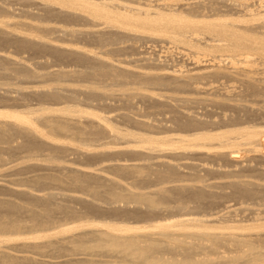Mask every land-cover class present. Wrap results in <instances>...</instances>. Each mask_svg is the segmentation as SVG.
<instances>
[{
    "label": "bare ground",
    "instance_id": "bare-ground-1",
    "mask_svg": "<svg viewBox=\"0 0 264 264\" xmlns=\"http://www.w3.org/2000/svg\"><path fill=\"white\" fill-rule=\"evenodd\" d=\"M26 1L32 5L35 4L43 13L54 16V18L56 16L67 20L77 19L78 22L83 20V22L90 23L91 26L77 28L76 26L66 27L67 25H41L34 21L13 22L8 18L5 20V17H0V44L7 41V43H10V40H12L20 45L18 47L31 48L35 51L37 49V52L44 55L48 53L56 60H61L60 58L65 59V61L70 59L80 64H83L82 61H89V66H95L92 70L57 68L38 72L29 65L17 61V63H13V68L11 65L13 70L11 69L10 73H20L21 77L35 79L37 82L42 81L43 83L48 81L57 83L75 77H78V79L80 77L90 79L91 77H111L117 83L120 82L121 84H119L123 85L121 87H126L131 78L135 81H142V83L159 84L161 86L176 84L174 85L176 88H184L188 85V82H185L186 80H191L190 82L193 84L192 80L205 77L204 73L206 72L202 70L188 76L186 74L182 75V72L178 74L177 70L175 73L173 71V73H154L152 71L148 72V70H133L122 65L123 62L114 63L83 48L54 45L49 41L36 38L37 36L34 33L59 31L58 34L61 32L72 37H86L90 40L93 39V41L99 39L101 43L106 39L119 40L123 37V34H127L125 36L131 34L139 40L145 39L144 41H146L147 39V41H161V43L163 41L171 42L176 45V48H181L179 50L180 52L183 51V55L185 52L188 55L190 53L192 56L196 52L203 55L205 50L211 52V54L216 51L220 52L219 61H216V64L214 63L217 71L216 75L226 78L225 82L226 80L230 81L229 84L232 88L231 90L230 88L227 89L229 93L226 90L225 93L221 91L224 93L223 102L221 103L229 109L234 108L236 114L232 112L235 114L234 116H229L230 113L228 117L226 115L225 120H222L224 122L221 121V123H225L224 127L226 128L215 132L212 129H201L204 128L203 125H206V122H202L203 120L201 121L195 116H187L186 114L184 116L182 114L183 117H178L175 123L179 129H186L187 131L194 128L202 131L190 134L157 136L117 127L111 122L114 119L113 117L80 109L75 107L76 105H66L60 108L45 107L44 105L42 108L38 106L39 108L29 111L0 112V150L8 148L6 150L12 151L22 148L27 150L26 153L30 156L27 158H32L47 149L49 152L47 155L45 154L44 160L52 163L58 162L56 153L59 152L57 155H62L61 152L66 153L69 151V154L72 152L78 159L83 155H89L94 156V159L107 160H121L119 157H122V155H127L125 158H128L132 154L131 157L136 155L138 158L148 159L149 161L158 160V164L155 162L154 166L157 167L158 165L159 167L153 169L146 165L121 163L99 167V171L111 172V174L113 173L121 179H126V176L131 177L133 180L130 184L126 182L127 185H123L121 181L97 171L69 167L66 169L60 167L59 164L49 165L56 169V173L47 171L51 170L47 169L46 172L29 177L21 179L19 177V181H15L18 177L15 179L9 178L11 184L22 181L28 187L36 190H40L42 186L46 185H49L50 188V185L53 184L60 188L67 186L82 192L87 191L90 199L64 194L65 198H62L64 200L59 201L60 199H56L59 193L50 190L46 194L37 195L27 189H15L0 185V192L9 195V197H5L1 193L0 196V264H264V207L260 209L251 207L241 209L240 211L247 213L249 217L247 216L248 219L238 224H229L227 220L221 218L215 220L214 217L215 222L209 217L194 215L191 212L194 205L191 203L195 202V206L200 204L198 207L204 209L201 202L212 192H207L209 191L207 185H203L201 183L202 178L197 174L195 176V173L192 176L193 180H190L191 178L187 181L184 180L178 174L180 172L177 164L167 160L168 158L170 160L180 158V156L182 158H190L194 155L206 157L209 151L213 149L210 152L214 157L225 158L232 162L239 161L241 164L245 163V166L246 162H257V164L259 163L264 167V30H262L264 28L259 27L261 29L257 30L253 27L254 29H251L252 20L250 26H247L248 24H238L236 23L237 19L228 17L231 14L224 15L223 18L218 20L219 22L208 21L205 19L207 17L204 13L205 3L201 0H182V2L180 0H159L156 4L149 2L139 6L126 5L118 0ZM5 9V7L0 6L1 12ZM253 14L252 16L256 17L261 12L255 13L256 16ZM246 16H248V13ZM253 17L252 19L255 21L256 18ZM244 23H247V21ZM20 24L25 25V31L18 28ZM262 26L264 27V25ZM208 33L217 36L216 43H213L214 38L211 41L212 43H206L205 37ZM62 36L57 37L61 38ZM202 57L194 56L192 64L196 67L204 65L202 64ZM1 61L0 58V65H3L4 63L3 61L1 63ZM86 64L84 63L83 67H89ZM225 82L224 86L227 83ZM94 84L95 82L90 87L89 93L93 94L98 91H96L97 88H100L99 85L97 86L98 83ZM189 85L191 84L189 83ZM127 87L129 88V86ZM193 87L195 89L199 88L197 85ZM105 88L107 87L105 86ZM63 90L70 91L69 96L72 99L75 98L74 94L77 90L66 89L61 87L59 83L51 85L48 89L30 92L31 95L33 94L38 98L42 97L41 99L45 98V100L49 98L58 102L65 96ZM125 90L127 89L125 88ZM130 90L126 91L129 94L124 93V90H122L123 95L132 98ZM137 95H139L138 97L145 96L138 93ZM3 96L9 97L8 94L5 95L0 92L1 100ZM246 96L252 98V101H250L253 102V107L246 106L245 110L244 105L239 104V102L246 100L250 103ZM239 109L245 112L243 116L239 115ZM260 119V122L255 121ZM135 122L142 128L151 127L150 124L143 121ZM38 123H41L47 130L42 129ZM143 130L145 131V129ZM16 137H21L22 140L17 146L12 143ZM58 137H65L70 141L58 140ZM86 138H92L97 143L99 142L98 146L101 148L109 146V144H111L110 146L121 144L123 147L116 150L105 149L93 152L90 148L91 144H89L91 145L89 147L86 144V146H79L72 143L74 141L78 143L80 140L86 141ZM1 143H6V146L3 145V147ZM215 143L217 144L214 145ZM217 145L219 147H216ZM87 146L90 149L86 148ZM22 158L24 159V157ZM2 160L3 158L0 155V161ZM142 162L144 163V161ZM150 164L152 165L151 162ZM27 165V167L31 166L30 164ZM248 165L247 167L250 169ZM257 166L253 165L252 167L255 169ZM263 167L260 166L255 170L260 171L258 179H251V174L250 178H245L246 175L244 174L245 176L240 175L237 180L232 179L233 181H229V185L234 188L238 196L240 195L246 200L248 198H259L264 201ZM20 168L24 169L23 167ZM246 169L242 168V170ZM57 171L60 173L58 174ZM176 177H181V179ZM234 190H232V194ZM13 195L14 197L15 195H18L17 197L21 196L23 202L19 199L20 197L18 198L19 201L17 198L13 199ZM71 201L81 203L84 206L82 209L85 208L84 212L89 211L96 216L109 215L106 217L110 218H104L105 220H95L94 218H86L85 220L83 218L84 220H82V217H84L82 215L83 211L77 210V207L75 208ZM262 203L264 206V202ZM131 204H135L134 206H137V208L132 205L134 209H130L128 206ZM161 215L166 217L156 221L155 217ZM114 217H125V219L128 217L134 219V221L136 219L137 224L140 222L138 220L142 221L145 218L147 221L154 219L155 222L138 226L127 224L126 221V223L114 221L111 219ZM61 219L70 221L74 219V224Z\"/></svg>",
    "mask_w": 264,
    "mask_h": 264
},
{
    "label": "rangeland",
    "instance_id": "rangeland-1",
    "mask_svg": "<svg viewBox=\"0 0 264 264\" xmlns=\"http://www.w3.org/2000/svg\"><path fill=\"white\" fill-rule=\"evenodd\" d=\"M25 1L26 0H0V6H2V8L3 7L6 8L2 12L0 11V17H2V18L5 17L4 18L5 20H7V18H8V20H11L13 22H15V21L20 22L23 20L34 21V22H38L41 25H43V24H48V25H52V26L53 25H60V26H66L67 25L66 27H72V26L75 27L76 26L77 28H79V27L80 28H87L88 25L91 26L90 23H88L87 21L83 22V20L78 22L77 19L76 20H73V19L67 20L66 18H60V17H56V16L54 18V16L47 15V14L43 13V11L39 10L35 4L32 5L31 3H27V1L26 2ZM118 1H120V2L122 1L121 3L126 4V5L132 4L131 6H133V5L139 6L140 4L145 5V3H149V2L156 4L157 2H159V0H118ZM180 1L182 2V0H180ZM183 1H186V0H183ZM190 1H192V0H190ZM201 1H204V3H205V4L203 3L204 7H205V10L203 9L205 12L204 11L203 12L206 14L207 17H205V19L208 21L209 20L218 21L221 18H223L224 15L226 16L227 14L228 15L233 14L232 16L230 15L228 17H232V18L237 19L236 23H238V24H242V25L248 24L247 26H250L252 23L250 21L252 20L253 23L250 27L251 29H254L253 27H255V29H257V30L264 28L262 26V25H264L263 24L264 23V0H209V1L208 0H201ZM234 1H235V3H234ZM205 5H207V6H205ZM251 10H253V11L251 12ZM259 11L261 12L260 15L263 18L260 15H257L258 17L255 15V13L257 14ZM247 13H248V16H246ZM250 13H251V15H249ZM252 14L256 17H253ZM252 17L254 19L256 18L255 21L252 19ZM258 18L259 19L261 18L260 21ZM246 21H247V23H244ZM259 27H261V28H259ZM18 28H20L21 30L23 29V31L26 30L25 25H23V24H20V26ZM11 29L13 30L12 27H11ZM262 30H264V29H262ZM55 32H57V33H55ZM41 33L44 35H42ZM58 33H59V31H44V32H35L34 34H36V36H37L36 38L49 41L50 43H52L54 45H60V46H65V47H79V48H83L89 52L97 53V54H99V56H101L105 59H108L109 61H112L114 63L123 62V63H121L122 65L127 66L128 68H131L133 70H137V71H141V70L147 71L148 70V72L152 71L154 73H158V72H160V73H165V72L173 73L174 72L175 73L177 70L178 74L179 73L181 74V72H182V75L186 74V76H188L189 74L191 75L192 73H196V71L200 72L202 70V71L206 72V73H204L205 77H200V78H197L196 80L195 79L192 80L193 84L190 82L191 80L188 81L185 78V80H186L185 82H188V85H189V83L191 85H189V86L187 85L184 88L177 87L179 89H177L176 86H174L176 84L162 85L161 86L159 84L142 83V81H135V80H132L130 78L131 81H128L129 83L127 86H129V88L131 87L130 88L131 90L127 86L121 87L123 85H120L121 83L119 81L118 82L120 84L117 83V81L111 77L110 78L91 77V79L90 78H83V77H80V79H78V77L77 78L75 77V78L67 79L65 81H60V82L58 81L57 82V83H59V85L61 87H64L66 89H72L75 91L77 90V92L74 94L75 98L72 99V97L69 96L70 91L63 90V92L65 93L64 94L65 96H63V97H65L64 101H63V97L58 102L55 100H50L49 98H47L50 100L49 101L47 99L45 100V98L41 99L42 97H39L40 98L39 99L35 95H33V94L31 95L30 91H33V90L34 91H40L43 89H48L51 85L57 84V83L52 82V81H48L46 83L45 82L43 83L42 81L37 82L35 79H26L24 77H21L20 73L19 74L15 73V74H17V75H15L14 72L13 73L11 72L12 73L11 74L10 71L13 70L12 69L13 65H14L13 63H17V61H18L19 63L27 64L33 70L38 71V72H44V71H47L49 69L55 70L57 68L58 69L67 68V69H73V70H78V69L79 70H85V69L92 70V69H94L93 66H95V65H93L92 67L89 66L90 65L89 61H87L88 64H86L87 62H84V61L81 62L83 64H80V63H77L76 61H72L70 59H67L66 61L63 58H60L61 60H59V59L56 60L54 57H52L48 53L44 55L43 53L37 52V49L35 51V49H31V48H23L22 46H21L22 48L18 47V46H20L19 44L10 40V43H7L8 42L7 41L4 43L2 42L3 44L2 43L0 44V58L2 59L3 63L6 64V65H4V64L0 65V92L2 94L4 93L5 95H7V94L9 95V97L3 96L2 100L0 98V112H7V111L13 112V111H20V110L21 111H24V110L29 111L31 109H37L40 106H41L40 108H42V106H44V105H45V107L47 106V107H51V108H60V107L66 106V105H69V106H75L76 105L75 107L80 108V109L89 110V111L96 112L97 114L113 117L114 119H112L111 122H112V124L117 125V127H120V128L122 127L124 129H129V130H132L135 132L139 131V132L157 135V136L158 135L159 136L177 135V134H184V133L190 134V133L200 131L201 129H206V130L212 129L214 132L219 131V130L226 128V127H224L225 123H221V121L225 120V118L228 117L229 113H230L229 116H231V115L234 116L236 114L234 108L229 109L226 106H223L224 104L221 103V102H223V95L225 93V90L227 93H229L228 88H230V90L232 88L230 87V84H229V83H231L230 81L226 80V82L228 81L226 83L225 82L226 78H224V77L222 78V76H219V75H218L219 76L218 77L216 75L217 71H216L214 65L216 64V61L218 62L220 59L219 58L220 52H218V51H216L215 53L212 51L213 53L211 54V52L205 50L206 52L204 51L203 55H202V53H201V55L198 54V52L194 53V56H200V57L203 56L202 57L203 58L202 64H204V65H202L201 67L200 66L196 67V65L192 64V62L194 60L193 59L194 56H192L190 53L188 55V53L186 54V52H185L186 55L184 54L185 55L184 56L182 54L183 51L180 52V50H179L181 48H179V47L176 48V45H174L171 42L169 43L168 41L167 42L163 41L162 43H161V41L160 42L159 41L155 42V41H151V40L147 41V39H146V41H144L145 39L139 40V39H137V37L135 38V36H133L131 34H128L129 36H125L127 34H123V37H121V38L119 37L120 39L118 38L119 40H117V39L107 40L106 39V41H102L103 43H101V41L99 39H97L96 41H93V39L90 40L89 38H86V37H84V38L78 37L77 38V37H72L69 34H68L69 35L68 36L67 34L64 35L61 32H60V34H58ZM59 35L60 36L63 35L62 36L63 38L57 37ZM64 37H66V38H64ZM115 38H117V37H115ZM216 38H217V36L215 37L214 35H212V33H208V34H206L205 40H206V43H208V44H210L209 42H211L212 39H213V43H216L215 42ZM99 41H100V43H99ZM203 46L205 47L204 44H203ZM44 53H46V52H44ZM205 53H206V55H205ZM212 58H213V60H212ZM2 61H1V63H2ZM84 63L86 65H88L89 67H87L86 65H85L86 67H83ZM11 65H12V68H11ZM91 65H92V63H91ZM7 68H9V69H7ZM214 74H215V76H213ZM107 79H109V80H107ZM94 82H95V84L98 83L97 86L99 85V87L101 89L97 88L96 91L97 90L98 91L92 94V93H89V91H90V87L93 85ZM224 82L226 83L227 87L224 86L225 85ZM196 85L200 89L199 88L195 89L193 87ZM105 86L107 88H105ZM125 88L127 90H125ZM122 90H124V93H127L126 91L130 90L129 92H131L130 95L132 98H130V97L128 98V97H126L127 95H123ZM221 91L224 93H222ZM27 92L28 93L30 92V93L28 94ZM86 93H88V94H86ZM137 93L141 94L142 96L143 95H145V96L138 97L139 95H137ZM127 94H129V93H127ZM10 96H11V100H10ZM12 97H13V99H12ZM68 97H70V98L68 99ZM93 97H95V98H93ZM145 97H147L146 98L147 100H148V98H150V99L152 98L153 100L149 99L147 101L145 99ZM4 98H6L7 100ZM246 98L248 99V101L250 103H248L246 100L245 101L243 100L244 102L238 101L239 104L241 103V105H244L243 108H245L246 106L253 107L252 106L253 102H251L252 98H250L249 96L248 97L246 96ZM155 99H157V100H155ZM182 99L183 100L185 99V100L183 101ZM154 100L156 101L155 103L153 102ZM149 101H151V102H149ZM52 104H53V106H52ZM62 104H64V105H62ZM245 110H246V108H245ZM240 111H242V112L240 113ZM232 112H234L235 114ZM238 112H239V115H241V116H243L245 114V112L243 110H240V109ZM117 114L119 117L117 116ZM121 114H122V116H121ZM137 114H139V115H137ZM178 114H179V116H178ZM182 114L184 116H185V114L187 116H190V115L195 116L199 120H201V121L203 120L202 121L203 123L206 122L205 123L206 125H203L204 128H201L199 130L198 129L195 130L194 128H190L189 129L190 131L189 130L186 131V129L181 130V128L179 129V127L176 126L175 123H176V120L178 117H180V116L183 117ZM175 115H176V117H175ZM125 116H126V119H125ZM174 119H175V121H174ZM135 121L146 122V123L150 124L151 127L150 128H142ZM255 121L260 122L261 119L255 120ZM222 122H224V121H222ZM38 124H40V127L42 129L44 128V126L41 125V123H38ZM211 124H214V125H211ZM166 126L168 129L170 128L169 129L170 131L166 128ZM198 127L200 128L201 126H198ZM155 128H157V129L155 130ZM143 129H145V131ZM44 130H47V129L44 128ZM157 131L160 133H158ZM162 131H163V134H162ZM16 138L15 139L13 138L15 141L13 140V142H12L13 145L15 144V146H17L22 141L21 137H16ZM58 140L70 141V139H67V138L65 139V137H58ZM79 142H80V144H78ZM79 142L77 143V141H74L72 143L79 145V146L88 145L90 147L92 145L90 148H91V151H93V152H98L100 150H105V149L106 150H114V149L116 150V149L123 147L121 144H115V145H117L116 147L113 144H112V146H110L111 144H109V146H106V147L103 146L101 148L98 146L99 142L97 143L92 138L91 139L86 138V141L80 140ZM5 144L6 143L2 144V146L3 145L6 146ZM82 144H84V145H82ZM89 144H91V145H89ZM216 144L217 143H215L214 145H216ZM132 145H134V144L132 143ZM88 146L86 148H88ZM93 147H95V148H93ZM216 147H219V146L217 145ZM90 148H88V149H90ZM6 149H8V148H6ZM6 149L2 148L0 150L1 151L0 155L3 158V160L0 161V185H5L7 187L15 188V189H27V190H30L31 192H33L34 194H37V195L46 194V192H48L50 190L51 192L59 193V195L56 197V199H60L59 201L64 200V199H62L63 197L65 198L64 194L82 196V197H86L89 199H90V196H89V193L87 191L82 192V191L75 190L74 188H70L67 186H65V187L63 186L62 188H60L57 185L51 184L50 188H49V185L42 186V189H40L41 190L40 191V190H36L32 187H28L25 182L20 181L21 184H19L20 182H15L16 184H11L9 182V180L15 179L16 177H18L17 178L18 180L16 179L15 181H19L23 177H27V176L29 177V176H32L34 174L46 172L47 169H51V170H47V171H52V172L54 171V173H56V171H55L56 169L54 167L49 166V165L59 164L60 167H63L66 169H67V167H69V168H78V169L86 170V171H93V172L97 171V172H100L101 174H103L105 176H108L110 178L121 181V183L123 185L124 184L127 185V183L130 184V182L133 180L131 177L129 178V176H126V179H123V178L121 179L119 176L116 177V175H114L113 173H112L113 174L112 175L111 172L106 173V171H104V172L99 171L98 170L99 167L102 168V167L107 166L109 164L121 163V164H140V165H144V166L146 165L147 167L150 166L153 169L159 168L158 165H157V167L154 166L155 162L158 164V160L149 161L147 159L148 160L147 161L144 158L143 159L138 158V156L134 155V157H137L135 159L134 157H131V156H133L132 154H130V155L128 154L130 156V157L128 156V158H125L127 156L126 154H125L126 156L122 155V157H119V158H121V160H118V159H116V160L108 159L107 160V159H101V158L100 159H94L95 158L94 156H89V155L88 156L83 155L82 157H79V159H78V157L74 153L72 154V152H70L71 154H69V151L66 152L67 154L64 152H61L62 155H57L60 153L59 152V153H56V156L58 157V160H57L58 162L52 163L51 161L48 162V161L44 160L47 153L49 152V151H47V149H46V151L44 149L43 152H45V153L39 152V155H36L35 157L31 156L32 158H27L30 156H28L29 154L26 153L27 152L26 149L24 150L21 148L20 150L15 149L12 151L6 150ZM212 150H210V151H212ZM210 151L206 157L205 156L200 157L198 155L197 156L192 155L193 157H190V158L189 157L188 158H186V157L182 158V156H180V158L178 157L180 160L178 158L171 159V160L168 158L167 160L171 161L172 163L177 164L178 171L180 172L178 174L180 176H182V178L186 181L189 180V178H191L190 180H193L192 179L193 174L195 173V176L197 174V176L202 178L201 183L205 186L207 185L206 187L209 190L207 192L208 193L212 192V194H213V195L209 194L207 197L208 199L206 198V199L202 200L201 206H203L204 209L202 207L200 209V207H198L200 204H198V203H197L198 204L197 206H195V202L191 203L192 205L195 206L194 207L191 205L193 207L191 212H193L194 215L202 216L205 218L209 217V219H212V220H214V217H215V220H218V218L219 219L221 218L223 220H227L229 224L241 223V221L248 219V218H246L247 216L249 217V215H247V213L240 211L241 209L243 210V208L245 209L248 207L249 208L250 207L255 208V209L263 208L264 206H263L262 202H264V201H262V199H259V198L258 199L248 198L246 200V198L244 199L242 196H240V195L238 196L236 194L234 188L229 185V181H233L232 179H234V180H237V178L239 179L240 175L241 176L246 175L245 178L251 177V179H258V176H259L258 174L260 171L257 172L255 170H257L256 168H258L260 166L263 167V165H261L259 163L257 164V162H251V163L246 162V166H245V163L241 164L239 161L232 162V161L227 160L225 158L214 157L212 155V152H210ZM13 154H14V156H13ZM85 156H87V157H85ZM22 157H24V159ZM139 159H141V160L139 161ZM11 160H13V161H11ZM159 160L161 161L162 159H159ZM142 161H144V163ZM178 161H179V163H178ZM150 162L152 163V165L150 164ZM27 164H30L31 166L27 167L28 166ZM43 164H44V166H43ZM256 164L259 166H257ZM247 165L250 166V169L247 167ZM253 165H255L257 167L254 169V167H252ZM14 166H15V168H14ZM39 166H40V168H39ZM46 166H49V167H46ZM20 167H23L24 169H21ZM26 167H27V169H25ZM242 168L243 169L247 168V169L242 170ZM52 169H54V170H52ZM251 169H253V170H251ZM57 173L59 174L60 172L57 171ZM4 174L5 175L7 174V175L5 176ZM250 174H251V176H250ZM252 174L254 175V177ZM256 175H257V178H256ZM19 177H20V179H19ZM176 178L181 179V177H176ZM190 182H192V181H190ZM214 184H215V186H214ZM232 190H234L235 193L233 192V194H232ZM1 193H3V192H0V196H1ZM4 194L5 193H3L2 196H5V197L8 196L9 197V195H7V194L4 195ZM211 195H212V198H211ZM17 196L18 195H15V197H14V195H13L14 198L13 197L12 198L13 199L17 198L18 201L20 199L23 202V200L21 199V196H19L20 198ZM254 199H256V200H254ZM71 203L73 206L75 205L74 206L75 208L77 207V210L79 209V210L83 211L82 215L84 217H82V220H84L83 218H85V220H86V218L87 219L88 218L89 219L94 218L95 220H99V219L105 220L107 218H110V217H106L109 215H105V216L104 215L103 216L97 215L96 216L89 211L84 212L85 208L82 209V207H84V206L81 205V203H79V202L71 201ZM260 204H261V206H260ZM132 205L134 206L135 204H131L128 207H130V209H134ZM206 206H208V207H206ZM134 207L137 208V206H134ZM234 214H237V215H234ZM164 217H166V216H164V215L163 216L161 215L160 217L157 216V218L155 217V220L159 221V220H162V218H164ZM22 218H24V217H22ZM57 219H59V218H57ZM111 219L114 221H117V222H119V221L121 223L127 222V224L138 225V226L148 224V222L149 223L155 222V221H153L154 219L152 221L151 220L147 221L146 218L143 219L142 221L138 220V222L140 221L139 224H137L136 219L134 221V219L128 218V217H126V219H125V217L124 218L114 217ZM64 220L66 222L70 221L68 219H63L62 221H64ZM73 220L74 219H72V221H70V222H72L71 224H74ZM214 221H213V223H214ZM249 222H251V221H249ZM62 223H64V222H62Z\"/></svg>",
    "mask_w": 264,
    "mask_h": 264
}]
</instances>
